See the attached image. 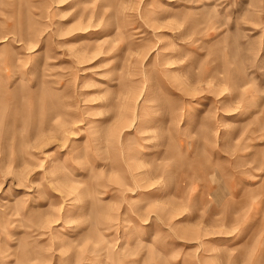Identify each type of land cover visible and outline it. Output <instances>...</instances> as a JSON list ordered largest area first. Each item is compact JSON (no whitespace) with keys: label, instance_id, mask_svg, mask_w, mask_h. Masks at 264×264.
Returning a JSON list of instances; mask_svg holds the SVG:
<instances>
[{"label":"rangeland","instance_id":"1","mask_svg":"<svg viewBox=\"0 0 264 264\" xmlns=\"http://www.w3.org/2000/svg\"><path fill=\"white\" fill-rule=\"evenodd\" d=\"M0 264H264V0H0Z\"/></svg>","mask_w":264,"mask_h":264}]
</instances>
